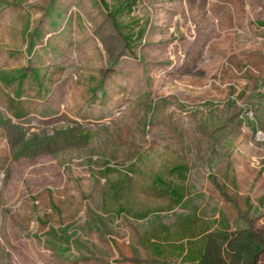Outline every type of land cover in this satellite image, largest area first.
<instances>
[{
    "label": "rangeland",
    "instance_id": "obj_1",
    "mask_svg": "<svg viewBox=\"0 0 264 264\" xmlns=\"http://www.w3.org/2000/svg\"><path fill=\"white\" fill-rule=\"evenodd\" d=\"M0 264H264V0H0Z\"/></svg>",
    "mask_w": 264,
    "mask_h": 264
}]
</instances>
